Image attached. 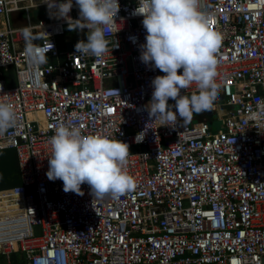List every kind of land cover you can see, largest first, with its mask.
<instances>
[{"label": "built area", "instance_id": "2783aa9c", "mask_svg": "<svg viewBox=\"0 0 264 264\" xmlns=\"http://www.w3.org/2000/svg\"><path fill=\"white\" fill-rule=\"evenodd\" d=\"M118 2L120 30L94 57L60 40L72 23L44 0H0V103L16 113L0 150L14 149L20 176L0 191V255L8 264L16 251L25 264H264V0H198L222 37L215 128L208 112L174 128L149 117L152 80L165 74L140 59L139 0ZM37 8L45 15L33 22ZM68 17L80 19L75 0ZM23 28L53 46L47 63H28ZM192 94L195 83L180 92ZM68 121L129 145L132 192L97 199L87 183L78 195L47 178L49 140Z\"/></svg>", "mask_w": 264, "mask_h": 264}, {"label": "clouds", "instance_id": "9594fccd", "mask_svg": "<svg viewBox=\"0 0 264 264\" xmlns=\"http://www.w3.org/2000/svg\"><path fill=\"white\" fill-rule=\"evenodd\" d=\"M44 2L75 25L70 30L88 29L87 40L75 45L79 55L101 57L109 51L106 36L120 30L115 20L120 11L118 0H75L80 17L75 21L68 17L73 0L59 4L56 0ZM134 15L143 16L142 25L147 33L146 42L140 46L141 61L165 74L152 80L154 90L146 106L149 117L158 119L162 126L174 128L178 117L187 123L194 115L211 111L218 98L216 53L222 37L210 30V20L199 11L198 0H139ZM23 29L28 63L34 67L47 63L46 53L53 46L46 50L34 43L39 37ZM131 39L135 43V38ZM193 83L198 86V94L181 96V90H187ZM170 98L176 102V111L168 104ZM15 122L13 106L0 103V136L14 127ZM49 143L51 155L46 175L50 181L61 180L64 192L83 195L81 185L87 183L93 198L118 199L136 188L126 171L130 154L127 143L84 135L72 121L57 126Z\"/></svg>", "mask_w": 264, "mask_h": 264}, {"label": "rangeland", "instance_id": "374dc122", "mask_svg": "<svg viewBox=\"0 0 264 264\" xmlns=\"http://www.w3.org/2000/svg\"><path fill=\"white\" fill-rule=\"evenodd\" d=\"M36 10L37 9H31L30 10V13L31 14H34L36 13ZM2 21V18H0V22ZM75 25L74 24H70V25H67L65 28H66V35L60 39V40H67L69 42H71V48H75V45L77 44L78 41H80L81 38H84L86 35L83 34L82 31L76 29V30H70V28H74ZM8 77L12 80H14V72H13V69L10 68V71L8 72ZM207 116L211 121V124L213 125V127L215 128L216 126H218V123L215 121V118H214V113L213 111H207ZM12 150H9L8 153H11ZM16 165L17 162H15ZM18 168V166H17ZM19 171L18 170H12L11 172V176H9V178L7 180L8 181V184L5 183V185H2L1 188H5V187H10L11 184H17L15 182V180L19 178ZM9 262H11L10 264H25V258H24V253L20 252V251H16V252H13L11 253V255L9 256ZM7 257L4 256V255H0V264H8L7 263Z\"/></svg>", "mask_w": 264, "mask_h": 264}, {"label": "crops", "instance_id": "0c3cea01", "mask_svg": "<svg viewBox=\"0 0 264 264\" xmlns=\"http://www.w3.org/2000/svg\"><path fill=\"white\" fill-rule=\"evenodd\" d=\"M9 150H12V152L8 153ZM15 162H17V158L14 149L0 150V191L11 188L19 184L20 179L17 178L15 180L17 184H13V185L11 184L10 187L1 188L2 185H5V183L8 184L9 180L7 179L9 178V176H11L12 170H18L17 168L18 165H16Z\"/></svg>", "mask_w": 264, "mask_h": 264}, {"label": "trees", "instance_id": "16d2710c", "mask_svg": "<svg viewBox=\"0 0 264 264\" xmlns=\"http://www.w3.org/2000/svg\"><path fill=\"white\" fill-rule=\"evenodd\" d=\"M45 12H44V9L43 8H37V10H36V13H35V15L34 14H31V20L34 22V21H37L39 18H41V17H43L45 14H44ZM81 40H84V41H86L87 39H80V41ZM70 44H72L71 42H70ZM69 44V45H70ZM71 46V45H70Z\"/></svg>", "mask_w": 264, "mask_h": 264}, {"label": "bare ground", "instance_id": "6f19581e", "mask_svg": "<svg viewBox=\"0 0 264 264\" xmlns=\"http://www.w3.org/2000/svg\"><path fill=\"white\" fill-rule=\"evenodd\" d=\"M0 18H1V16H0ZM0 28H3V22L2 21L0 22Z\"/></svg>", "mask_w": 264, "mask_h": 264}, {"label": "water", "instance_id": "95a60500", "mask_svg": "<svg viewBox=\"0 0 264 264\" xmlns=\"http://www.w3.org/2000/svg\"><path fill=\"white\" fill-rule=\"evenodd\" d=\"M14 14V13H13ZM13 20L15 21V19L13 18Z\"/></svg>", "mask_w": 264, "mask_h": 264}]
</instances>
